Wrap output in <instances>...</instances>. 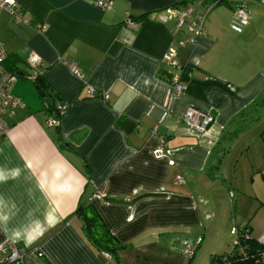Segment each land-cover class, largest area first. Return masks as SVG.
I'll return each instance as SVG.
<instances>
[{
	"label": "crops",
	"instance_id": "1",
	"mask_svg": "<svg viewBox=\"0 0 264 264\" xmlns=\"http://www.w3.org/2000/svg\"><path fill=\"white\" fill-rule=\"evenodd\" d=\"M14 1L21 21L0 12L6 61L26 73L34 52L41 64L34 84L13 79L23 106L0 132V245L24 246L22 264H194L199 236L219 238L215 196L203 193L218 180L227 202L236 195L235 224L264 232L262 219L253 221L264 210V0L212 7L198 38L165 13L193 0H112L105 10L94 0ZM241 3L249 19L235 31L232 12ZM171 46L175 66L162 60ZM36 86L52 95V110ZM61 103L59 126L47 125ZM188 106L213 115L206 133L186 132ZM230 187L237 193L227 194ZM86 199L126 248L105 256L91 245L75 215Z\"/></svg>",
	"mask_w": 264,
	"mask_h": 264
},
{
	"label": "built area",
	"instance_id": "2",
	"mask_svg": "<svg viewBox=\"0 0 264 264\" xmlns=\"http://www.w3.org/2000/svg\"><path fill=\"white\" fill-rule=\"evenodd\" d=\"M218 1H212L211 3H204L202 5L201 0H193L184 4H175L173 6L165 8V13L167 18L176 19V28L179 29L183 25L187 24L188 29L194 34L195 37H200L204 31V22L207 13L217 4ZM93 5L101 10L108 9L112 6V0H94ZM202 5L204 10L202 13L198 11V6ZM16 7V3L14 0H0V12L3 10L11 13L16 21H21L20 14L14 9ZM232 19L234 24L232 25V29L235 31H240L242 26H245L248 23V11L246 6L241 3L235 6L232 12ZM126 24H131L132 19L127 16L125 19ZM45 29V25L41 27ZM193 43L196 42V39H191ZM183 44L182 42L180 43ZM176 56V49L174 46H171L167 49L165 54L163 55L162 60L171 65L175 66L174 58ZM7 59V54L2 48L0 42V132L6 133L10 128V124L8 122L9 118L15 116L16 111L19 107H22L20 99L15 97L11 93L12 81L17 75L16 71L20 70H12L6 66L5 62ZM25 62L28 66V71L23 73L27 79L31 81H35L37 79L38 73L33 69L41 64V57L34 52L29 53L26 56ZM71 73L76 76H80V69L75 63H70L68 65ZM173 87L175 89V93L180 94L183 89V82L180 80V76L177 75L173 78ZM94 93V89H89V94ZM59 117L61 118L62 113L66 108V103H61L58 105ZM60 118L56 116H51L47 119L46 124L49 126H59ZM181 120L183 121L186 132L189 134H203L208 130L209 125L213 122V115L210 112L201 111L195 107L188 106L184 110ZM156 154L163 153L162 150L158 149L155 151ZM172 163V161H170ZM178 182H183V178L178 177ZM232 233L234 234V242L233 247H237L239 244L238 241V232H240L238 226H233L231 228ZM244 237H249V234L244 232ZM256 241L260 244L261 249L258 254L252 255L250 259H252L251 264H264V236L257 238ZM184 255L191 256L193 253V245L188 241L184 243ZM105 256H108L107 253H104ZM25 255V247L19 246L16 243L5 242L0 245V264H22L23 258ZM232 264V263H225Z\"/></svg>",
	"mask_w": 264,
	"mask_h": 264
},
{
	"label": "trees",
	"instance_id": "3",
	"mask_svg": "<svg viewBox=\"0 0 264 264\" xmlns=\"http://www.w3.org/2000/svg\"><path fill=\"white\" fill-rule=\"evenodd\" d=\"M215 1V0H211ZM218 1L217 5L221 4V2H225V0H216ZM8 61L5 62L6 66L9 68ZM37 87V91L39 95L44 99V97H52L47 91L42 90L39 86ZM52 101V100H51ZM48 110L53 109V105L47 106ZM57 118L59 117V110L56 109V113L54 114ZM259 138L261 139L262 143H264V129L261 130L259 133ZM86 173L88 177L91 174V169L88 165L85 166ZM75 215H77L82 222L81 230L83 235L89 240L91 245L96 248L97 250L107 253L108 255H114L119 249L126 248L127 245L120 244L116 241L113 237L111 232L106 228L104 223L99 219V215L93 206L90 204L89 200H81L75 210ZM240 232H238V241L239 244L237 247L231 248L228 253L224 255H212L211 261L213 264H225V263H232V264H251L252 259L250 257L260 252L261 246L251 236L250 230L246 227H238ZM244 232L249 234V237H244ZM26 251V249H25Z\"/></svg>",
	"mask_w": 264,
	"mask_h": 264
},
{
	"label": "rangeland",
	"instance_id": "4",
	"mask_svg": "<svg viewBox=\"0 0 264 264\" xmlns=\"http://www.w3.org/2000/svg\"><path fill=\"white\" fill-rule=\"evenodd\" d=\"M222 4H223V2H221L220 5H222ZM10 66H14V65L12 64ZM26 80L29 83H32V84L35 83L34 81H31L27 78H26ZM261 108L262 109L260 110L258 115H261L262 117H264V104L261 105ZM256 109H260V107L258 106V107H256ZM223 164H224V162L221 165H223ZM230 166H231V163H229V165L226 168L224 166V168L226 170L224 168H222L224 175L230 171V169H231ZM221 178H222V176H221ZM224 178L226 179L225 176H224ZM222 183H220L218 180V182L215 183L216 185L213 184L214 186H211V184H210V186L207 188V190H204V192H203V193L208 192V194H210V197L215 196L212 198L213 202L212 203L210 202V204L214 205L212 210L214 213H217L219 216V224L221 226V229L216 230V232L215 231L213 232L214 235L218 236L219 238L218 239L215 238V240L212 241V239L214 237L212 238L210 236L211 234L209 235L208 232L207 233L205 232L203 236L202 235L199 236V240L195 241V244H197L198 247L196 249L197 252H196V255H195L194 261H193L194 264H209L211 254L222 255V254L228 253V251H230L232 248V245L234 242V234L232 233L231 228L233 226H238V225H236L235 224L236 222L234 220H232V216H231L232 204L231 203L236 198V195H235V197L232 198L231 202L230 201L227 202L226 201V196H227L226 195V189H224L225 185H223ZM237 191L235 192L234 187L233 188L230 187V190L227 191V194L228 193L231 195L236 194ZM226 205H228L229 210H227ZM228 212H229V216H228V222L229 223L227 225V224H225V214L227 215ZM259 219H262V223H264V210H262V209L256 211L255 217L253 218V221L254 220L258 221ZM215 224H213V225H215ZM256 225H257V223H256ZM256 225H255L256 228L252 230L253 235L251 234V236H253L255 239H257V238L259 239V237L264 236V232H260V231L258 232V226H256ZM225 236H228V238H226Z\"/></svg>",
	"mask_w": 264,
	"mask_h": 264
},
{
	"label": "water",
	"instance_id": "5",
	"mask_svg": "<svg viewBox=\"0 0 264 264\" xmlns=\"http://www.w3.org/2000/svg\"><path fill=\"white\" fill-rule=\"evenodd\" d=\"M15 74H16L17 76H23V73H22L21 71H16ZM36 89H37V88H36ZM43 100H44V102H45V104H46L47 106H51L52 101H51V98H50L49 96L44 97Z\"/></svg>",
	"mask_w": 264,
	"mask_h": 264
}]
</instances>
